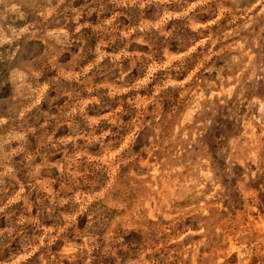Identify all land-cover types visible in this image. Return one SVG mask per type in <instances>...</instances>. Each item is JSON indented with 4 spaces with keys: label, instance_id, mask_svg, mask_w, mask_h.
<instances>
[{
    "label": "rangeland",
    "instance_id": "obj_1",
    "mask_svg": "<svg viewBox=\"0 0 264 264\" xmlns=\"http://www.w3.org/2000/svg\"><path fill=\"white\" fill-rule=\"evenodd\" d=\"M0 264H264V0H0Z\"/></svg>",
    "mask_w": 264,
    "mask_h": 264
}]
</instances>
